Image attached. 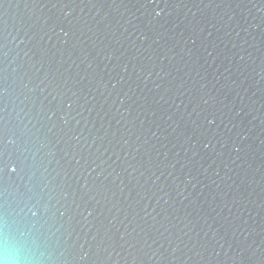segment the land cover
<instances>
[{
	"label": "water",
	"instance_id": "1",
	"mask_svg": "<svg viewBox=\"0 0 264 264\" xmlns=\"http://www.w3.org/2000/svg\"><path fill=\"white\" fill-rule=\"evenodd\" d=\"M0 253L264 264V0H0Z\"/></svg>",
	"mask_w": 264,
	"mask_h": 264
},
{
	"label": "clouds",
	"instance_id": "2",
	"mask_svg": "<svg viewBox=\"0 0 264 264\" xmlns=\"http://www.w3.org/2000/svg\"><path fill=\"white\" fill-rule=\"evenodd\" d=\"M6 231V221L0 217V234L5 233ZM0 264H31L29 261H23L20 259H13L6 256L3 253H0Z\"/></svg>",
	"mask_w": 264,
	"mask_h": 264
}]
</instances>
